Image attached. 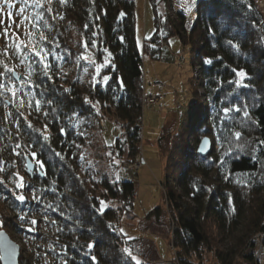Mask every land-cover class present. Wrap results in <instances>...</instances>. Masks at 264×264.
Instances as JSON below:
<instances>
[{"label":"trees","instance_id":"trees-1","mask_svg":"<svg viewBox=\"0 0 264 264\" xmlns=\"http://www.w3.org/2000/svg\"><path fill=\"white\" fill-rule=\"evenodd\" d=\"M56 2L60 11L54 8ZM151 3L155 31L142 48L137 40L136 0H52L40 22L46 34L39 45L50 53L47 74L25 45L18 49L13 41L9 49H0V142L11 133L22 139L17 142L26 149V161L44 163L41 169L34 162L32 175L25 170L39 199L21 202L7 186L9 164L0 157V196L11 195L10 205L30 221L37 210H50L58 225L56 263L136 264L131 246L135 240L121 235L117 225L122 216L136 218L137 182L123 178L112 182L107 175L89 181L93 175L83 171L75 149L84 143L76 114L99 123L114 109L125 133L113 147L120 157L128 153L133 163L143 137L144 61H159L162 48L179 37L190 46L191 65L201 81L197 87L195 77L189 80L195 100L180 128L175 133L163 129L159 140L166 207L155 208L140 222L165 224L162 221L170 218L177 255L171 264H192L189 257L204 249L215 252L220 264H235L239 258L264 264V14L255 0H200L195 19L189 20L183 10L173 8V0ZM69 28L79 31L81 50L67 39ZM63 55L68 64L59 71L58 58ZM14 63L23 66L20 90L31 93L35 110V101L41 102L38 122L16 110L15 123L5 109L4 96L12 93L15 78L13 71L5 73V66L16 71ZM97 65H104L97 81L81 87V71ZM239 71L246 77L238 76ZM205 137L212 140V151L201 156L198 146ZM107 202L118 203L119 209ZM18 217L1 215L0 231L20 232ZM35 237L37 242L41 235ZM20 264H29L23 253Z\"/></svg>","mask_w":264,"mask_h":264},{"label":"rangeland","instance_id":"rangeland-1","mask_svg":"<svg viewBox=\"0 0 264 264\" xmlns=\"http://www.w3.org/2000/svg\"><path fill=\"white\" fill-rule=\"evenodd\" d=\"M200 0H173V8L183 10L189 20H194L196 17V6ZM257 5L258 2L255 0ZM12 7H7L3 0H0V35L5 41L2 44L0 41V49H9L11 42L15 41L19 45H25L30 54H34L35 50L43 47L39 43L41 41V19H44V13L52 6V2L48 0H39V6L36 0H10ZM259 7V5H258ZM21 8L25 11L20 15ZM54 8L59 9V4H55ZM259 9L264 14V10ZM12 16L9 17L8 13ZM174 9H169V14L173 16ZM50 26V21H48ZM65 19V24H66ZM7 24L12 27L8 29L10 35L5 39L3 33ZM49 29H46V32ZM155 31L154 14L152 11L151 0H136V32L137 40L140 48L143 47L145 41L151 39ZM67 39L69 42L81 50L82 43L80 33L77 29L69 28L67 30ZM44 48V47H43ZM46 50V48H44ZM12 54V51L10 50ZM68 64L67 58L59 56L58 70L65 71V66ZM16 71L12 70L15 78L11 81L13 84L12 90L16 89L17 95L14 98L12 93L6 94L4 97L7 100L6 111L10 112L12 120L18 123L16 118V110L23 114L27 119L38 122L40 115H37L36 110L32 105V97L23 95L20 90V83L24 84L21 76L23 66H18L14 63ZM12 67V66H11ZM57 71V72H59ZM191 65L190 46L183 44L179 37L172 38L167 45L162 48V56L159 61L146 59L144 61V81L145 93L156 94L157 88L154 82L157 79L167 83L165 90L166 96L163 101L157 104L145 105L143 113V137L141 149L139 151L142 158V167L137 171L128 170L127 167L132 163L128 158V153L120 157L119 150L114 149L113 143L117 137L123 136L125 133L122 130V122L114 117V109L110 114L106 113V120L102 122L93 120L90 117L76 114L79 130L84 131V143L78 144L75 148L77 154L81 155L83 161V171H89L92 176H89V181L101 179L108 176L109 180L125 179L128 181L137 182V196L135 200V217L122 216L118 223V230L121 235H127L128 239L135 240L132 242L133 251L136 253L135 261L144 264H171L172 261H177L176 252L170 248L168 237L170 228V218H165L159 224L150 222L142 225L140 219H144L152 210L165 204V189H163L165 169L163 166L164 159L161 153L159 140L163 129L168 132L175 133L181 126L183 116L187 111L189 104L194 102L191 91L190 79L195 77V84L200 85L201 76L196 72ZM196 73V74H195ZM63 79H67L64 74ZM197 75V76H196ZM81 87H89L91 81H97V73L95 68L87 67L81 71ZM95 77V79H93ZM18 78V79H17ZM91 78V79H90ZM202 93V89H199ZM33 109V110H32ZM16 126H13L15 129ZM14 131V130H13ZM123 139V138H122ZM18 138H15L11 133L8 136L2 137L0 142V157H3V162L6 161L9 166L7 170V186L14 191L13 196L23 195L25 200H38L39 192L33 186H30L31 180L25 176L26 170V149L21 148ZM193 145V138L191 137ZM10 149V150H8ZM75 150V151H76ZM19 153V155H17ZM168 154V151L166 152ZM136 161V159H135ZM35 162V161H34ZM36 163V162H35ZM38 164V163H36ZM113 182V181H112ZM17 184H23L22 188H18ZM16 189L20 193L16 192ZM101 192L97 193L100 196ZM11 195L0 196V216L4 215L8 219H13L19 214L15 222L22 228L20 232L8 233L11 238L19 244L21 253L27 258L29 264H58L56 263L53 249L56 247L58 240V225L54 217L50 215L49 209H39L35 213L33 221L28 220L25 212L18 213L10 205ZM108 203V202H107ZM108 206L119 209V204L109 202ZM46 210V211H45ZM45 211V212H44ZM156 223L157 225H154ZM36 234H40L41 238L37 239ZM143 238L145 240L139 241ZM260 246L256 251L259 252ZM132 253V250H130ZM173 253V254H172ZM172 258L176 259H172ZM260 257V256H259ZM262 260V259H260ZM192 264H220L217 260L215 252L202 250L198 254L189 257ZM60 262V261H58ZM61 264V262L59 263ZM235 264H249L244 259L239 258Z\"/></svg>","mask_w":264,"mask_h":264},{"label":"snow or ice","instance_id":"snow-or-ice-1","mask_svg":"<svg viewBox=\"0 0 264 264\" xmlns=\"http://www.w3.org/2000/svg\"><path fill=\"white\" fill-rule=\"evenodd\" d=\"M4 4L7 6V7H12L13 5L10 3V0H3ZM27 2V0H25V3ZM52 0H48V3H51ZM64 0H61V3H63ZM36 4L39 6V0H36ZM25 10L23 8H21V11H20V15L23 14ZM121 16H124L125 14L124 13H121L120 14ZM8 16L11 17L12 16V13L9 12L8 13ZM12 25L11 24H7V26L4 28V37L5 39H7L10 35L8 29L11 28ZM87 27V26H86ZM42 39H45L43 36H42ZM17 48L20 49V45H17ZM49 51L45 50L43 47L39 48L38 50H35L34 51V56L36 58H38L37 60L34 61V63H39L41 65H43V70L45 72V74H47V72L50 70V64L48 62H46L47 60V56L49 55ZM25 59H28V57L25 55ZM207 63H211V61H206ZM104 65H97L96 66V73L97 75H99L100 71H101V68L103 67ZM5 73H12V69H9L7 68V66H5ZM0 75H3V74H0ZM13 77H14V73H12ZM237 75L240 76V77H246V73H244L243 71H239L237 72ZM18 79V78H17ZM48 79H51V77L49 76ZM95 79V77L93 78ZM103 80L105 83H107L108 81V77L107 76H104L103 77ZM2 86V85H0ZM31 87V86H30ZM17 91L16 89H13L12 90V96L15 98L16 95H17ZM23 95H30V93H23ZM40 101L39 100H36L35 101V104H36V111L39 112L40 111ZM239 110V109H237ZM45 115H47V113H45ZM245 115H247V113H245ZM28 127H31V124H28ZM45 130H47V125H45ZM61 133L63 134L64 133V129H61ZM237 137H239V133H236ZM45 139H48L47 137H45ZM264 143V142H262ZM17 147H19V145H17ZM17 155H19V153H17ZM57 156H60L61 153H56ZM32 156H33V159H36V153L33 152L32 153ZM39 163V166L41 169L44 168V163L42 161H38ZM18 188H22L23 187V184H17L16 185ZM17 200L21 201V202H24L25 201V197L23 195H18L16 197ZM101 204L103 205V202H101ZM33 223H35V221H33ZM92 245H89V248H91ZM133 259H135V257H133ZM136 264H139V261H136Z\"/></svg>","mask_w":264,"mask_h":264},{"label":"water","instance_id":"water-1","mask_svg":"<svg viewBox=\"0 0 264 264\" xmlns=\"http://www.w3.org/2000/svg\"><path fill=\"white\" fill-rule=\"evenodd\" d=\"M212 140L205 137L198 146V153L201 156H207L212 151ZM26 170L32 175L36 170V164L28 159L26 161ZM21 249L11 236L5 231H0V260L1 264H20Z\"/></svg>","mask_w":264,"mask_h":264},{"label":"built area","instance_id":"built-area-1","mask_svg":"<svg viewBox=\"0 0 264 264\" xmlns=\"http://www.w3.org/2000/svg\"><path fill=\"white\" fill-rule=\"evenodd\" d=\"M154 86L157 88V93L156 94H147L144 92L143 95V105H152V104H157L160 103L161 101H163L165 99L166 93L165 90L167 88V83L163 80L157 79L154 82ZM142 167V161H141V157L140 154L137 156L136 161H134L133 163H131L127 169L131 170V171H137ZM154 225H157L156 223H154ZM169 231V237H168V244L170 246V248L172 249V251L174 250V247H171V243L173 242V238H174V234L172 232V230L168 229Z\"/></svg>","mask_w":264,"mask_h":264},{"label":"bare ground","instance_id":"bare-ground-1","mask_svg":"<svg viewBox=\"0 0 264 264\" xmlns=\"http://www.w3.org/2000/svg\"><path fill=\"white\" fill-rule=\"evenodd\" d=\"M259 7L264 10V0H257ZM137 158V157H136ZM142 161V158H141ZM27 171V170H26ZM171 247H174V243H171Z\"/></svg>","mask_w":264,"mask_h":264}]
</instances>
